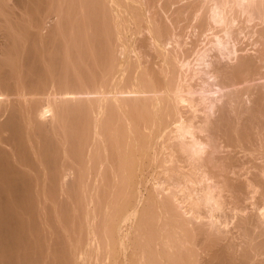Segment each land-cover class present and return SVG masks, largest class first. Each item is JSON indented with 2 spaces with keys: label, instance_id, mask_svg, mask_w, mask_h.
<instances>
[{
  "label": "bare ground",
  "instance_id": "obj_1",
  "mask_svg": "<svg viewBox=\"0 0 264 264\" xmlns=\"http://www.w3.org/2000/svg\"><path fill=\"white\" fill-rule=\"evenodd\" d=\"M0 264H264V0H0Z\"/></svg>",
  "mask_w": 264,
  "mask_h": 264
}]
</instances>
